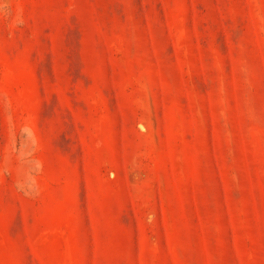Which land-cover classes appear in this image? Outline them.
Wrapping results in <instances>:
<instances>
[{
    "label": "rangeland",
    "instance_id": "obj_1",
    "mask_svg": "<svg viewBox=\"0 0 264 264\" xmlns=\"http://www.w3.org/2000/svg\"><path fill=\"white\" fill-rule=\"evenodd\" d=\"M0 264H264V0H0Z\"/></svg>",
    "mask_w": 264,
    "mask_h": 264
}]
</instances>
